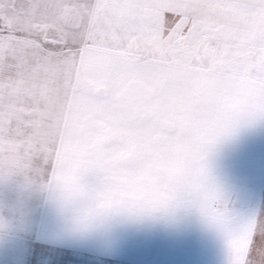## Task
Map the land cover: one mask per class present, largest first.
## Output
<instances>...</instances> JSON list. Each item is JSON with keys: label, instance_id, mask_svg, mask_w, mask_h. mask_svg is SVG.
Returning a JSON list of instances; mask_svg holds the SVG:
<instances>
[{"label": "snow or ice", "instance_id": "snow-or-ice-1", "mask_svg": "<svg viewBox=\"0 0 264 264\" xmlns=\"http://www.w3.org/2000/svg\"><path fill=\"white\" fill-rule=\"evenodd\" d=\"M257 125L264 0H0V178L52 191L76 236L191 215L264 264V212L214 170Z\"/></svg>", "mask_w": 264, "mask_h": 264}, {"label": "rangeland", "instance_id": "rangeland-1", "mask_svg": "<svg viewBox=\"0 0 264 264\" xmlns=\"http://www.w3.org/2000/svg\"><path fill=\"white\" fill-rule=\"evenodd\" d=\"M214 170L236 211L264 212V125L244 126L222 144ZM45 196L21 178H0V218L7 222L0 228V264H226L222 241L194 216L76 236L51 212L42 221Z\"/></svg>", "mask_w": 264, "mask_h": 264}, {"label": "crops", "instance_id": "crops-1", "mask_svg": "<svg viewBox=\"0 0 264 264\" xmlns=\"http://www.w3.org/2000/svg\"><path fill=\"white\" fill-rule=\"evenodd\" d=\"M46 198V201L45 200H43L44 202H43V210H42V217H43V219H42V221L44 222V218H46V216H48L49 214H50V212L51 213H53V215H55L56 216V220L58 221L57 223L58 224H60L61 222H63L62 220H61V218L58 216V214L56 213V211L54 210V208L52 209V206H51V204L49 203V200H48V197H47V194H46V196H45ZM51 209H52V211H51ZM49 212V213H48ZM60 222V223H59ZM113 229H116L117 230V228L116 227H113ZM52 245H58V244H51V246Z\"/></svg>", "mask_w": 264, "mask_h": 264}, {"label": "clouds", "instance_id": "clouds-1", "mask_svg": "<svg viewBox=\"0 0 264 264\" xmlns=\"http://www.w3.org/2000/svg\"><path fill=\"white\" fill-rule=\"evenodd\" d=\"M44 192L47 194L48 198H51L54 195V193L52 191H44ZM0 220H3V219L0 218Z\"/></svg>", "mask_w": 264, "mask_h": 264}]
</instances>
